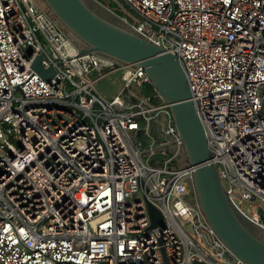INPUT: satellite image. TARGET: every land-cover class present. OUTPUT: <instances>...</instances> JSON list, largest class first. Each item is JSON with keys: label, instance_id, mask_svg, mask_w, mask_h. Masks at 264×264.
I'll use <instances>...</instances> for the list:
<instances>
[{"label": "built area", "instance_id": "1", "mask_svg": "<svg viewBox=\"0 0 264 264\" xmlns=\"http://www.w3.org/2000/svg\"><path fill=\"white\" fill-rule=\"evenodd\" d=\"M115 2L182 62L226 198L264 230V0ZM77 49L38 0H0V264H247L206 219L193 167L172 164L183 143L144 69ZM112 74L105 99L94 84Z\"/></svg>", "mask_w": 264, "mask_h": 264}, {"label": "water", "instance_id": "2", "mask_svg": "<svg viewBox=\"0 0 264 264\" xmlns=\"http://www.w3.org/2000/svg\"><path fill=\"white\" fill-rule=\"evenodd\" d=\"M40 1L67 34L77 41L78 55L100 53L144 69L155 89L170 104L186 159L193 167L197 200L210 226L233 256L247 264H264V240L252 233L234 212L223 191L216 165L210 160L212 153L180 59L161 45L107 20L91 7L88 0ZM40 58H35L32 67L47 80L54 69L44 68ZM139 125L136 141L143 149L146 145L143 120ZM160 139H163L162 135ZM162 157L161 153L153 155L157 160ZM147 208L151 226L161 222L160 211L149 203ZM232 255L225 253L224 256L231 260Z\"/></svg>", "mask_w": 264, "mask_h": 264}, {"label": "rangeland", "instance_id": "3", "mask_svg": "<svg viewBox=\"0 0 264 264\" xmlns=\"http://www.w3.org/2000/svg\"><path fill=\"white\" fill-rule=\"evenodd\" d=\"M89 4H91V7L96 11H100L102 14H99L106 18L107 20L120 24L121 26H124L121 21V10L118 9L117 5L115 4V0H88ZM39 3H41L40 0H38ZM98 10V11H97ZM65 30V29H64ZM65 33L66 30H65ZM97 73H92L91 76H95ZM118 74H112L109 76H106L99 81H97L94 84V89L96 92L101 94L105 99H110L118 89L120 83L118 79ZM152 135H155L153 132ZM186 158L184 159V155H180L176 157V162H173L175 166L179 167L185 164ZM244 221V220H243ZM244 223V222H243ZM245 223H248L245 221ZM260 234V238L264 240V232L258 233Z\"/></svg>", "mask_w": 264, "mask_h": 264}, {"label": "trees", "instance_id": "4", "mask_svg": "<svg viewBox=\"0 0 264 264\" xmlns=\"http://www.w3.org/2000/svg\"><path fill=\"white\" fill-rule=\"evenodd\" d=\"M75 41V40H74ZM77 43V41H75ZM78 44V43H77ZM241 220L243 221L244 219L241 218ZM245 226L252 232L254 233L255 235H257L258 237H260V234L258 233H262L264 232V230H262L261 228L255 226V225H252L250 223H245V220L243 221ZM247 222V221H246Z\"/></svg>", "mask_w": 264, "mask_h": 264}, {"label": "flooded vegetation", "instance_id": "5", "mask_svg": "<svg viewBox=\"0 0 264 264\" xmlns=\"http://www.w3.org/2000/svg\"><path fill=\"white\" fill-rule=\"evenodd\" d=\"M98 11V10H97ZM100 14H102L100 11H98Z\"/></svg>", "mask_w": 264, "mask_h": 264}]
</instances>
